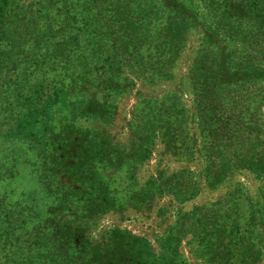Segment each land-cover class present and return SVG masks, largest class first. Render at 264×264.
<instances>
[{
	"label": "rangeland",
	"instance_id": "374dc122",
	"mask_svg": "<svg viewBox=\"0 0 264 264\" xmlns=\"http://www.w3.org/2000/svg\"><path fill=\"white\" fill-rule=\"evenodd\" d=\"M168 4L151 33L142 34L133 0H6L0 27V264L43 262L42 251L33 250L53 203L46 190L50 161L55 152L60 157V133L70 116L55 106L31 141L12 136L17 121L69 84V67L79 55L94 57L87 68L99 70L97 60L111 53L129 55L119 90L105 93L112 123L78 118L73 124L81 133L74 144L85 143L86 134L90 142L112 144L97 172L119 208L96 221L89 239L99 241L112 230L143 238L154 254L151 264H264V0ZM66 54L75 55L69 67L59 60ZM200 57H224L235 71L244 66L238 82L219 92L237 95L241 135L232 144L220 135L212 151L196 106L202 88L193 84ZM96 100L102 103L103 95ZM115 157L127 161L122 169L109 168Z\"/></svg>",
	"mask_w": 264,
	"mask_h": 264
},
{
	"label": "trees",
	"instance_id": "16d2710c",
	"mask_svg": "<svg viewBox=\"0 0 264 264\" xmlns=\"http://www.w3.org/2000/svg\"><path fill=\"white\" fill-rule=\"evenodd\" d=\"M168 1L133 0L136 28L139 33H151L152 23L159 21L157 18L159 10L161 13L169 10ZM160 3L162 9L159 7ZM5 4L6 0H0V27ZM83 20V26L89 29L85 18ZM90 38L91 36L88 39ZM91 40L90 43L93 44L94 39ZM80 44V40H77L76 46L79 47ZM159 44L165 47L167 42L163 41ZM128 47L129 45L125 44L123 48ZM83 48L85 49V45ZM106 53L108 55V50ZM123 56L124 53H111L104 59L100 58L97 60V64L101 65L99 70L87 68L94 59L89 55H79L74 66L70 67L75 55L66 54L65 57H61L59 60L70 69L67 75L69 84L65 88L55 89L54 93L41 103L42 105L40 103L32 105L16 123L15 133L12 136L31 141L42 121H48L55 113L53 110L55 106H59L60 110L66 111L70 116L60 133L62 135L60 137L62 141L58 143L61 148L60 157L56 156L55 152L48 170L50 175L46 190L53 198V203L43 220L40 231L43 235L41 243L38 242L39 247L33 250L42 251L39 253V257L43 258L42 264H151L153 262L154 254L150 243L143 238L112 230L99 241L94 242L89 239L90 229L96 221L104 214L119 208L117 199L108 187L101 183L100 174L97 172L102 168L97 169V166L111 156L112 144L104 138H99L98 143L90 142L89 134L83 136L85 143L77 145L73 142L76 135H81L80 132L75 133L73 127L78 118L97 121L100 124L112 123V106H107L105 93L119 90L118 82L123 75L129 55ZM205 58L200 57L196 63L193 84L196 88H202L199 89L200 101L196 106L202 112L203 131L208 130L212 137L211 147L208 148L212 151L220 146L218 142L220 135L231 144L237 135H241L240 126L237 124V121L241 120L237 95L229 99L221 97L219 92L229 91L230 87L238 82L237 76L244 66L238 67V71H235L236 69H232L235 65L224 57L209 61ZM99 80L104 81L100 86H95L94 83ZM97 95H103L102 103L96 100ZM220 156L225 159L226 153L223 152ZM114 162L110 169H116L115 165L122 169L124 162L127 161L125 158L115 157ZM30 264L34 263L30 262Z\"/></svg>",
	"mask_w": 264,
	"mask_h": 264
}]
</instances>
